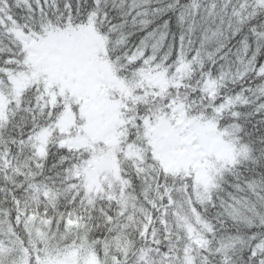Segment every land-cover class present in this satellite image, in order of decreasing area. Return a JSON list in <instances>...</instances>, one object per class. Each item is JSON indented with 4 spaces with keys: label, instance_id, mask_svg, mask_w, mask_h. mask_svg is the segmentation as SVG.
Segmentation results:
<instances>
[{
    "label": "snow or ice",
    "instance_id": "obj_1",
    "mask_svg": "<svg viewBox=\"0 0 264 264\" xmlns=\"http://www.w3.org/2000/svg\"><path fill=\"white\" fill-rule=\"evenodd\" d=\"M0 264H264V0H0Z\"/></svg>",
    "mask_w": 264,
    "mask_h": 264
}]
</instances>
